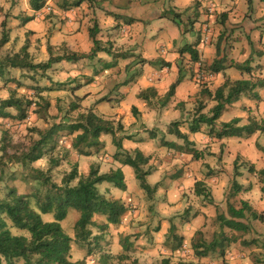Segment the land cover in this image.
I'll return each mask as SVG.
<instances>
[{
    "label": "crops",
    "instance_id": "1",
    "mask_svg": "<svg viewBox=\"0 0 264 264\" xmlns=\"http://www.w3.org/2000/svg\"><path fill=\"white\" fill-rule=\"evenodd\" d=\"M112 1L113 3L108 0H92L90 3L78 0L80 4L77 7L59 13L71 18L67 25H72L73 28H68L64 34L58 33L56 39L66 41L73 52L89 53L94 47L89 37V29L93 26L91 23H88L89 27L71 33L72 29H77L74 21L83 18V15V23L89 22L90 19H94L93 24L98 22L100 32L97 38L103 48L111 50L110 53H98L92 60L71 63L74 66L90 65L91 73L86 77L87 85L82 83L83 78L74 76L75 80H80L74 95L84 98L81 106L93 110L94 113L100 112L99 116L104 119L113 120L117 116L123 125V132L117 133L123 149L130 154L138 150L149 158L143 170L148 172L146 181L151 187L159 180L149 183L148 179L152 176L154 179L163 172L164 166L158 159L159 155L172 151L176 153L173 149L162 146V140L183 145L182 140L169 133L168 127L173 122H179L181 132L188 136L191 142L189 148H194L202 154L198 161L193 160L189 154L178 152L181 156L190 157L192 162L189 167L199 163L201 168L200 176L190 170L184 178L191 179L194 185L197 181L205 182L211 191L214 205L222 206V198L226 191L228 196L234 179V166H224L226 158H232L234 164L239 156L248 165L244 164L239 169L241 175L237 177V181L242 189L235 199L247 202L253 210L260 213V206L253 196L258 194V199L264 203V183L259 182L255 178L257 175L252 176L247 169L253 164L256 171L264 170V152L260 150L264 148V86L257 87L252 93L243 94L238 101L228 105L216 122V128H220L222 123L233 119H240V126L255 121L261 128L253 135L219 140L209 135V127L206 125L197 133L190 132L189 127L195 118L194 108L198 100L201 103L206 98L201 93L204 89L199 85L201 81L196 78L198 70L201 69L204 73L202 83L208 82L205 88L212 92L228 78L233 81L249 79L255 83L259 82L258 84L264 83V75L256 76L252 69L250 73L242 72L234 65L245 62L249 63L250 68L264 65V0H170L168 7V0ZM47 10L51 11V8L47 7ZM170 10L182 13L183 20H191L193 23L190 28L185 29L184 26L164 18V12ZM44 12L43 8L33 11L34 18L40 19ZM131 19L135 22L130 23ZM153 19H161L164 24L161 27L153 26L148 22ZM145 23L148 24L147 27ZM196 26L202 37L199 36L193 45L178 44L182 35L193 33ZM149 27L157 33L155 36L158 39L154 35L150 39ZM159 39L161 40L158 41ZM187 46L198 52V61H193L189 53H182ZM217 47L220 49L219 57ZM216 58H224L225 67L220 73H211L209 66ZM142 60H145V63ZM180 68L184 79L177 86L175 94L164 103L162 98L177 81ZM99 81L104 84L100 86ZM148 88L155 89L157 97L140 99L139 93ZM210 100L207 105L209 100L205 99L206 108L203 113H208L215 106L216 102L212 98ZM134 107L137 109L135 117L132 112ZM101 142L99 152L94 155H77L79 174H88V171L81 169L84 163H87L89 169L92 165L98 166L101 163L102 173L121 169L126 180L125 173L129 166L121 162V156L114 158L117 147L113 143V137L102 135ZM163 149H166V152ZM109 161L110 168L104 170L105 163ZM208 172L211 174L208 175ZM178 187L181 188L180 195L183 194V187ZM174 191H168L166 200L170 201L171 196L179 195V192ZM129 192L130 188L127 186L126 193ZM137 193L142 196V189ZM261 211L264 212V209ZM242 264L252 263L245 261Z\"/></svg>",
    "mask_w": 264,
    "mask_h": 264
},
{
    "label": "rangeland",
    "instance_id": "2",
    "mask_svg": "<svg viewBox=\"0 0 264 264\" xmlns=\"http://www.w3.org/2000/svg\"><path fill=\"white\" fill-rule=\"evenodd\" d=\"M86 1L91 3L92 0ZM108 1L113 3L112 0ZM169 1H167V7ZM77 2L78 0H46L43 7L45 12L40 19L34 18L27 21L26 19L34 16L29 0H0V40L4 32H8L10 38L9 43L0 51V59L19 53L25 45L28 46L34 63L48 61L49 46H52L54 55L73 51L66 41L56 39V35L60 32L64 34L68 28H73L72 25H67L71 18L61 16L59 13L62 10L71 11L77 7L75 5ZM47 7H50L51 11H48ZM84 17L83 15V18L74 21L77 29H72L71 33L74 30L77 32L89 27L88 23L93 25L94 19L83 23ZM164 18L174 22L170 15ZM181 20L180 25L185 29L190 28L193 23L186 18ZM148 22L157 27L164 24L161 19ZM148 31L150 39L153 38L152 35L156 38L157 33L153 29L149 27ZM199 36L202 37V34L196 26L193 33L187 32L182 35L178 44L193 45ZM98 65L100 67V63ZM251 69L254 70L256 76L264 75V65ZM88 73H91L90 65L77 64L74 66L71 63L60 62L53 65L46 73L35 74L29 70L7 68L5 75L0 77V100L14 97L23 101L33 100L37 103L27 108L28 116L24 120L19 118L14 108L6 109L10 117H0V200L5 199L9 189L13 187L17 188L20 194H39L43 198L52 185H61L63 178L72 171L75 165L78 166L76 159L79 157L71 146L77 133H69L62 126H69L78 119L79 115L90 111L81 106L84 98L74 95L80 83V80H75L74 76L83 78L82 83L87 85L86 77L90 76ZM99 83L100 86L104 84L103 81ZM37 85L47 88L64 86V88L62 90L47 89L41 92L45 101L49 102L47 107L45 101L40 99L38 89H35ZM199 85L208 89L205 88L208 82L202 83L201 81ZM78 92L80 93L79 90ZM205 99L209 100L207 105L210 104L211 98L206 96ZM205 99L201 101L202 104ZM199 103L198 100L194 111ZM73 104L77 106L73 108ZM96 114L99 115L100 112ZM112 121L116 127L117 124H121L117 116ZM168 128H171V124ZM46 134H50V142L41 147L43 157L35 162H29L24 154H28ZM165 150L163 149L164 152ZM124 157V154L121 155V162ZM16 158H21L20 162ZM189 158L173 151L166 155H159L158 159L164 167L159 176L157 175L154 179L152 176L148 179L149 183L159 180L156 184L157 191L152 194H147L142 190V196L138 195L137 192L141 187L135 177L134 169L130 166L127 167L125 173V183L130 188L129 193L120 190L114 184L106 182L99 184L98 189L102 194L109 199L122 201L128 211L119 225H109L103 231L100 226L106 224V218L96 215L93 218L95 223L90 227L93 235L90 238L92 244L89 247L82 246L75 241L74 227L80 214L75 209H69L67 217L60 222V225L73 239L70 252L71 261L78 262L77 264H102L107 256L105 264H164V260H169L170 264H242L245 261L252 264H264V212L261 211L264 209V203L258 199L259 195L256 194L253 197L260 206V213L256 212L262 216L258 219L249 218L252 228L249 233L233 232L227 227L222 228L217 220L218 212L227 211L228 199L236 207H240L241 202L235 199L237 194L234 197L227 196V191L222 198L224 203L221 207L211 204L209 199L198 197L194 193L192 180L184 177L190 170L200 176L201 168L199 163L189 167L192 162ZM225 161L224 166H234L232 158L227 157ZM242 161V158H239V167L244 164L248 165ZM109 164L110 161L105 163L104 170L110 168ZM94 166L99 170L102 168L101 163ZM81 169L88 171L87 173L90 171L87 163H84ZM210 174L208 172V175ZM255 178L261 182V177L256 176ZM178 186L185 190L181 195V188ZM178 188L179 191H177ZM168 191L179 192L180 197L179 195L171 196V200L168 201L166 200ZM34 201L35 199L32 198L33 204ZM42 218L46 222L54 221L53 214H44ZM7 222L13 234L28 236L26 230L12 227L8 219ZM221 232L236 239L226 247L223 256L219 251H211L205 257L196 255L194 244L202 240L207 243L211 242L214 237L220 236ZM16 264H24V262L17 260Z\"/></svg>",
    "mask_w": 264,
    "mask_h": 264
},
{
    "label": "trees",
    "instance_id": "3",
    "mask_svg": "<svg viewBox=\"0 0 264 264\" xmlns=\"http://www.w3.org/2000/svg\"><path fill=\"white\" fill-rule=\"evenodd\" d=\"M45 3L46 0H29L33 11H40L45 6ZM79 4L80 2H77L75 5ZM168 15L172 17L176 24L180 25L182 23L181 13L174 12L173 10L165 11L163 17H168ZM33 19L34 16L26 20L31 21ZM129 21L130 23L135 22L134 19ZM99 32L98 22L95 21L89 29V37L94 45L89 53L66 51L62 55H54L52 53V46H49L50 58L45 63H34L30 57L29 48L25 45L19 53L0 59V77L5 75L7 68L29 70L35 72V74L40 72L46 73L53 65L62 61L78 63L83 60H92L101 52L110 53L111 50L103 48L101 41L97 38ZM9 41V33L4 32L0 40V51ZM183 52L189 53L193 61H198V52L191 46L184 47ZM219 52L220 49L217 47L218 57L220 55ZM224 61V58H216L209 66V71L211 73H220L225 67ZM142 62L145 63V60H142ZM234 65L242 72L250 73L251 71L248 62L244 64L236 63ZM183 79L184 76L180 68L177 81L170 86L169 91L162 98L164 103H167L175 94L177 86ZM258 83L249 79L233 81L228 78L214 92L202 89L201 93L212 98L216 104L210 109L209 113H203L205 106L199 103L195 118L189 127L190 132L197 133L203 125H206L209 127V135L211 137L222 140L230 137H249L260 130L261 126L255 121H250L249 124L240 126V119H233L230 122L222 123L220 128H216V122L220 119L226 107L238 101L243 94L252 93L257 87L264 86L263 82ZM35 87V89H38V93H40V99L44 101L45 98L41 94L42 91L47 89L62 90L64 88V86L47 88L39 85ZM138 97L142 100H148L150 97H157V92L153 88H148L141 91ZM32 105H37V103L33 102V100L23 101L14 97L0 100V117H10L6 109L14 108L19 114V118L24 120L28 116L26 112L27 108ZM45 105L48 107L49 102L45 101ZM76 106L77 104H73V108ZM132 112L137 116V109L135 107L132 108ZM179 127V122H173L169 133L182 140L183 145L162 140V146L173 149L175 152L189 154L193 160L201 159V152L194 148H189L191 142L188 136L181 132ZM62 128H66L69 133H77L72 142V149L80 157H89L94 155L95 152H99L102 146V135H111L113 143L117 147V153L114 155V158L118 159L119 156L124 154L125 157L122 163L134 169L141 189L147 194L157 191V185L151 187L147 183L146 177L148 172L143 170V166L148 164L149 158L145 157L138 150L134 154H130L123 149L121 139L117 137L118 132H123L122 124H117L116 127L112 120L104 119L94 113L93 110H90L87 113L79 115L74 123L69 124V126H62ZM49 137L50 134H46L35 144L28 154H24V157L29 162L40 160L44 155L41 147L50 142ZM260 150L264 152V148H260ZM239 158L238 156L234 161V179L230 194L228 193L230 197H233V195H236L242 189L237 181V177L241 175L238 164ZM16 160L20 162L21 158H16ZM247 170L261 177V182L264 183V170L256 171L253 164H250ZM38 173L41 174L42 172ZM105 182L114 184L115 187L122 191L127 190L124 173L121 169L113 170L109 173H100L99 168L94 165L90 167L87 175H80L78 166L75 165L72 171L63 178L62 184L52 185L43 198L39 194H20L17 188H10L5 199L0 200V264H16L17 260H22L24 264H77L78 262L74 263L71 261L70 255L73 239L60 225V222L67 217L69 209H75L80 214L74 227L75 241L87 247L92 244L90 238L93 233L90 227L95 223L93 218L96 215L106 218V224L100 226V229L103 231L109 225H119L128 211L127 206L122 201L109 199L99 191L98 185ZM262 191L264 192V187ZM194 193L198 197L209 199V202L214 204L211 192L205 182L197 181L194 185ZM32 198L35 199L34 204ZM44 214H53L54 221H44L42 218ZM261 216L247 202L242 201L241 206L236 207L228 199L227 211L225 213L218 212L217 220L222 225V228L227 227L233 232L249 233L252 230L249 218L258 219ZM7 219L11 222L12 227L26 230L28 236L13 234L8 226ZM235 240L228 237L225 232H221L220 236L214 237L211 242L207 243L202 240L194 244L195 253L197 256L205 257L211 251H219L223 256L226 247ZM107 259L106 256L102 264H105ZM164 264H170V261L164 260Z\"/></svg>",
    "mask_w": 264,
    "mask_h": 264
},
{
    "label": "built area",
    "instance_id": "4",
    "mask_svg": "<svg viewBox=\"0 0 264 264\" xmlns=\"http://www.w3.org/2000/svg\"><path fill=\"white\" fill-rule=\"evenodd\" d=\"M203 76H204V73L203 71L200 69L197 71V74H196V78L198 81H202L203 80Z\"/></svg>",
    "mask_w": 264,
    "mask_h": 264
}]
</instances>
